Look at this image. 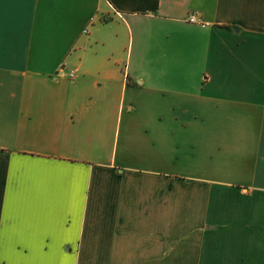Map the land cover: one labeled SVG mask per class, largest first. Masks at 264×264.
Instances as JSON below:
<instances>
[{"label": "crops", "instance_id": "crops-1", "mask_svg": "<svg viewBox=\"0 0 264 264\" xmlns=\"http://www.w3.org/2000/svg\"><path fill=\"white\" fill-rule=\"evenodd\" d=\"M0 264H264V0H0Z\"/></svg>", "mask_w": 264, "mask_h": 264}, {"label": "built area", "instance_id": "built-area-1", "mask_svg": "<svg viewBox=\"0 0 264 264\" xmlns=\"http://www.w3.org/2000/svg\"><path fill=\"white\" fill-rule=\"evenodd\" d=\"M94 20V17L91 18V22ZM188 22L190 23H199L201 25H210V22L208 21H205L204 18L202 16H200L199 14L197 13H191L187 19H186ZM85 32H87V30H85Z\"/></svg>", "mask_w": 264, "mask_h": 264}, {"label": "rangeland", "instance_id": "rangeland-1", "mask_svg": "<svg viewBox=\"0 0 264 264\" xmlns=\"http://www.w3.org/2000/svg\"><path fill=\"white\" fill-rule=\"evenodd\" d=\"M217 86H222V87H224V84H218Z\"/></svg>", "mask_w": 264, "mask_h": 264}]
</instances>
